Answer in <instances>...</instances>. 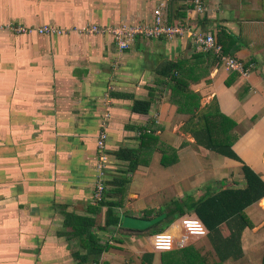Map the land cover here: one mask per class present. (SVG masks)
I'll list each match as a JSON object with an SVG mask.
<instances>
[{
  "label": "crops",
  "instance_id": "obj_1",
  "mask_svg": "<svg viewBox=\"0 0 264 264\" xmlns=\"http://www.w3.org/2000/svg\"><path fill=\"white\" fill-rule=\"evenodd\" d=\"M204 3L206 12L198 14L193 0L172 4L169 0H0V264H36L37 258L41 264H52V258L57 264H80L68 259L79 245L72 253L69 243L61 247L60 238L70 240L60 236L54 225L63 227L64 219L58 217L64 210L86 214L89 205L97 204L94 195L100 180L111 189L108 183L128 172L131 184L123 208L138 217L145 209L157 211L175 200H198L203 195L195 197L196 193L208 186L213 192L245 186L243 163L216 157L181 129L189 115L170 101L169 78L162 75L176 62H183L189 71L188 90L200 97V112L217 101L220 110L235 120L234 149L264 179V0ZM157 9L171 25L190 23L192 30L205 29L204 34L216 37L227 32L234 38L233 48L240 47L228 56L242 62L247 74L238 72L239 77L227 86L233 70L223 63L212 66L189 35L173 39L138 35L122 51L113 37L104 34L46 36L5 28L142 27L153 24ZM105 72L109 77H104ZM104 79L124 85L111 86L110 98ZM152 94L155 101L148 114L134 110L135 100H149ZM105 121L110 163L102 178L96 167ZM149 126L156 130L149 131ZM56 129L62 130L61 136ZM147 129L146 134L177 149L178 161L165 166L159 141L147 139L142 148L144 162L130 172L129 160L117 152L141 148L142 130ZM167 153L169 162L176 158L173 151ZM199 160L202 170L195 163ZM148 194L149 208L143 202ZM246 213L254 227L244 229L242 254L231 258V264H263L264 198ZM171 226L174 233L181 228L176 222ZM124 230L121 239L127 245L105 252L102 264H122L134 255L140 256L135 264H144L146 253H154L153 264H161L162 252L154 248V235L148 241L144 233L149 231ZM223 233H231L226 224ZM54 242L59 248L53 256ZM214 255L219 261L215 251Z\"/></svg>",
  "mask_w": 264,
  "mask_h": 264
},
{
  "label": "trees",
  "instance_id": "obj_2",
  "mask_svg": "<svg viewBox=\"0 0 264 264\" xmlns=\"http://www.w3.org/2000/svg\"><path fill=\"white\" fill-rule=\"evenodd\" d=\"M181 1L187 2L192 0H169V3ZM232 39L234 38L225 31L224 34L222 32L218 33L217 40L222 46L225 55H230L232 52L234 54L240 49L238 44L234 46L235 49L233 48ZM207 57L210 59L212 66L221 63L213 52L207 53ZM188 73L189 71L183 65V62H176L165 68L162 72L164 77L169 78L168 85L171 89L170 101L178 106L180 113L189 115L185 129L193 135L198 145L208 151L243 163L242 171L246 184L244 187H226L216 192H212L211 186H208L206 188L207 192L198 200H195L193 197L185 200H175L173 205L168 206L166 210L159 209L155 211L154 209H145L141 217L151 219L163 212H168V217L164 221L145 230L149 231L151 235H155L166 231L176 219L190 212L195 213L207 228L208 235L206 237L219 257V261H216L214 264H231V258H237L242 254L240 239L244 229L254 227V223L247 215L246 209L264 198V179L255 169L245 163L234 149V145L238 139L237 135L233 133L236 122L220 110L218 102L213 101L205 112H200V97L188 90L189 82L186 79ZM238 77L239 73L233 71L225 81V84L231 86ZM154 101L155 96L153 94L149 100H135L134 110L141 114H148ZM148 129L151 132L156 130L155 126H149ZM148 129L142 130L141 148H124L117 152L118 157L129 160L131 166L128 171L130 172H134L144 162L142 148L145 145V140L157 139L155 135L146 134ZM157 140L162 150H164V153H162V163L165 166H169L177 162V149L161 142L159 139ZM165 150L171 153L173 151L176 154V158L169 162V154ZM127 173L114 177L108 183L113 185V187L111 189L106 188L102 200L95 205H89L86 214H79L70 210L63 211V227L65 231H61L60 236H66L68 240L78 243L79 249L73 255L80 264H102L101 258L105 252L121 249L110 242L103 243L99 231L105 232L110 227L121 228L120 224L123 217L129 215L128 212L119 213L116 210L125 207L128 201L131 182L130 178L126 176ZM104 208H106L105 212H103ZM102 212L105 213V224L101 227L97 226V217ZM223 224H226L230 229L231 233L229 236H224L221 229ZM153 260L154 253H146L143 256L144 264H153ZM128 264L133 263L128 262ZM161 264L211 263L208 260V256L203 254L199 248L189 245L162 252Z\"/></svg>",
  "mask_w": 264,
  "mask_h": 264
},
{
  "label": "built area",
  "instance_id": "obj_3",
  "mask_svg": "<svg viewBox=\"0 0 264 264\" xmlns=\"http://www.w3.org/2000/svg\"><path fill=\"white\" fill-rule=\"evenodd\" d=\"M193 6L195 12L198 14H203L206 12V6L204 0H193ZM12 30L18 33H28L32 30H25L22 28L10 27ZM192 24L183 23L171 25L167 22L164 17L161 9L155 11V20L153 24L147 26H133V25H120L114 27H102L98 25H93L89 29L92 33L104 34L113 37L115 43L117 44L120 50H127L131 47V44L134 42L135 38L139 35L146 36L149 38H160L166 37L173 39L175 37H184L186 35L191 36L197 46L204 51L205 53L213 52L217 59L233 71H237L240 74H247L244 64L238 59L225 55L222 49V46L219 44L217 37L213 33L204 34L199 31L192 30ZM41 34H60L61 31L51 27L44 26L37 30ZM103 127H106V124H103ZM107 133L102 131L98 140V149L100 152L99 161L97 164L98 173L103 178L105 169L110 163L108 155L106 154V142H107ZM105 184L104 180H100L96 186L95 200L101 201L105 193ZM181 229L184 232L183 237L180 242L177 244L179 247H183L185 241L189 236H194L197 238H204L208 235V230L201 222L197 216H187L182 218L180 223ZM176 225L172 228H175ZM171 228V229H172ZM171 229L166 231L159 232L153 237V245L155 250L159 252L171 251L176 249L175 241L177 240V234L174 233Z\"/></svg>",
  "mask_w": 264,
  "mask_h": 264
},
{
  "label": "rangeland",
  "instance_id": "obj_4",
  "mask_svg": "<svg viewBox=\"0 0 264 264\" xmlns=\"http://www.w3.org/2000/svg\"><path fill=\"white\" fill-rule=\"evenodd\" d=\"M44 26H51V25H43V26H37V27H24V26H13L14 28H22V29H25V30H32V31H29L27 34H33V33H38V34H41L40 32H38L37 30L39 29V28H41V27H44ZM91 26L92 25H88L87 27H85V28H79V27H74V28H67V29H65V28H62V27H58V26H51V27H54V28H56V29H58V30H60L61 31V33L60 34H70V33H72V32H78L79 34H92L90 31H89V29L91 28ZM245 27V26H244ZM7 30H9V31H12V32H14V33H18V32H16V31H14V30H12V28H10V27H5ZM205 30V29H204ZM204 30H201V31H199V30H197V31H199V32H201V33H204V32H206V30L204 31ZM42 35H46V36H54V35H58V34H42ZM243 44H244V42H242ZM115 69H117V67L115 68ZM108 75V77H109V73H106L105 72V74H104V77L106 78V76ZM108 81V82H107ZM104 82L107 84V94H108V96L111 98V96L110 95H112V92H113V88L115 87V86H119V85H124V82H122L121 84H118V81H116V82H114V80H106V79H104ZM111 86L113 87V88H111ZM171 90V89H170ZM109 97H107V98H109ZM109 99H107V101H108ZM108 103V102H107ZM105 120H106V118H104ZM187 119L188 118H186L185 119V122H187ZM106 122L107 121H105V124H106ZM106 128V127H105ZM105 128H104V130H103V128H102V130L103 131H105ZM182 130H184L185 129V126L184 127H182L181 128ZM186 130V129H185ZM56 133H58L60 136H61V134H62V130H54ZM68 133H71V132H68ZM107 152V151H106ZM214 153V152H213ZM214 155L216 156V157H218V158H221V159H223L224 157H222L221 155H217L216 153H214ZM220 160V159H219ZM196 164H197V166H198V170H202V166H204V165H202L201 164V162H200V160L199 161H196L195 162ZM97 168V167H96ZM198 177V176H197ZM207 188V187H206ZM206 188H203V189H200L197 193H196V195H195V197H199V196H202V195H204V193L205 192H207V190H206ZM130 190V189H129ZM213 192V191H212ZM95 196V195H94ZM128 198H129V195H128ZM95 201V200H94ZM143 202L146 204V206L149 208V207H151V196H149V194L146 196V199L145 200H143ZM78 203H80V204H83L82 202H78ZM127 204V203H126ZM162 208V210H166V206H161ZM80 210H82L83 208H79ZM105 210H106V208H104L103 209V212H105ZM127 210L125 209V208H119L118 210H117V212H119V213H125ZM76 212H78V211H76ZM101 213L98 217H97V226H104V224H105V213ZM129 212V211H128ZM164 213V212H163ZM143 214V211L142 212H140V215H142ZM191 216H193L194 215V213L193 212H190L189 213ZM185 217H187V216H185ZM59 220H61L62 218L64 219V216L61 214V215H59ZM184 218V217H183ZM181 220H182V217L181 218H178V219H176L175 220V222L176 223H181ZM171 227L172 226H170L169 227V229H171ZM122 228V227H121ZM121 228H118V227H110L109 229H107L105 232L104 231H99L100 232V236H101V238H102V242L104 243V242H110V243H112V244H114L115 246H117V247H119V248H123L124 249V247H121V246H119L118 244H124V245H127V243L124 241V240H122L121 238H123V237H125V235H126V233H125V230L124 229H121ZM54 230L56 231V232H60V231H65L64 229H63V227L61 226V223L59 224V225H57V224H55L54 225ZM224 231V224L222 225V232ZM176 233H177V242H180V240H181V238H182V236L184 235V232H183V230L181 229V228H179V229H177V231H176ZM58 234V233H57ZM224 234V233H223ZM144 235H146L147 236V239H148V241H150L151 240V238H152V236H150L151 235V233H149V232H145L144 233ZM58 237V236H57ZM58 238H60V237H58ZM60 240H62L63 241V243H64V245H63V243H61V241L60 242H57L58 244L60 243V246L61 247H65V243H69L70 244V247H68V249H69V251L72 253V252H74V250H76V248H77V246H78V243L76 242V241H70V242H67V240H66V238L64 237V238H60ZM55 243V242H54ZM57 243H55L54 245H53V247L51 248V251H52V254H53V256L55 255V248L57 247V248H59V246H56V244ZM189 245H194V246H196L197 248H199L201 251H202V253H205L207 256H208V260H209V262L211 263V264H214L216 261H217V259H216V257H215V255H214V251H213V248H212V246H211V244L209 243V241H208V238L206 237V238H203V239H199V238H197V237H194V236H190L189 237V240L188 241H186L185 243H184V246L183 247H185V246H189ZM55 246V247H54ZM175 246H179V245H176L175 244ZM66 248V247H65ZM178 248H182V247H178ZM129 250V249H128ZM60 251V250H59ZM120 253H121V251H120ZM130 256V255H129ZM134 259L132 260V256H130L129 258H128V260H126V261H120V263H122V264H128V262H132L133 264H135L136 263V259L135 258H137V259H140V256L138 255H134V257H133ZM38 259V261H37V263L36 264H41L40 263V260H39V258H37ZM69 260H70V262L71 263H76L78 260L75 258V257H73L72 258V256L70 257V258H68ZM79 262V261H78ZM140 262V261H139ZM29 263V262H28ZM27 263V264H28ZM52 264H57V263H55V261H54V258H52ZM89 264H93V263H89Z\"/></svg>",
  "mask_w": 264,
  "mask_h": 264
},
{
  "label": "water",
  "instance_id": "obj_5",
  "mask_svg": "<svg viewBox=\"0 0 264 264\" xmlns=\"http://www.w3.org/2000/svg\"><path fill=\"white\" fill-rule=\"evenodd\" d=\"M167 217H168V212H164L151 219L126 215L123 217L120 227L129 230L145 231L152 228L159 222L164 221Z\"/></svg>",
  "mask_w": 264,
  "mask_h": 264
},
{
  "label": "bare ground",
  "instance_id": "obj_6",
  "mask_svg": "<svg viewBox=\"0 0 264 264\" xmlns=\"http://www.w3.org/2000/svg\"><path fill=\"white\" fill-rule=\"evenodd\" d=\"M189 239V237L187 238V240ZM186 242V241H185Z\"/></svg>",
  "mask_w": 264,
  "mask_h": 264
}]
</instances>
